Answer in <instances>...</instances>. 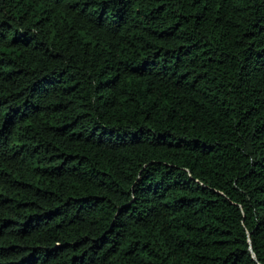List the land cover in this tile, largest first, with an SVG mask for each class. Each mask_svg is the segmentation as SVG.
I'll use <instances>...</instances> for the list:
<instances>
[{
    "label": "trees",
    "instance_id": "trees-1",
    "mask_svg": "<svg viewBox=\"0 0 264 264\" xmlns=\"http://www.w3.org/2000/svg\"><path fill=\"white\" fill-rule=\"evenodd\" d=\"M0 264H264V0H0Z\"/></svg>",
    "mask_w": 264,
    "mask_h": 264
}]
</instances>
